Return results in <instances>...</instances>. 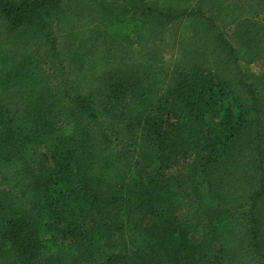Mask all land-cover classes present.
Returning a JSON list of instances; mask_svg holds the SVG:
<instances>
[{
    "label": "trees",
    "instance_id": "16d2710c",
    "mask_svg": "<svg viewBox=\"0 0 264 264\" xmlns=\"http://www.w3.org/2000/svg\"><path fill=\"white\" fill-rule=\"evenodd\" d=\"M0 35V264H264V0H0Z\"/></svg>",
    "mask_w": 264,
    "mask_h": 264
},
{
    "label": "rangeland",
    "instance_id": "374dc122",
    "mask_svg": "<svg viewBox=\"0 0 264 264\" xmlns=\"http://www.w3.org/2000/svg\"><path fill=\"white\" fill-rule=\"evenodd\" d=\"M232 1V0H229ZM4 36L0 35V39H4ZM3 42H6V44H4L3 46L6 47L9 50H13L15 51L17 54L21 55L23 54V51H25V45L23 43V41L21 40V37L17 38H13V40L10 39H5ZM158 46V45H157ZM163 47H159L157 49H162ZM172 52L168 51L165 52V58L167 60V64L168 66L171 65V61H172ZM264 62L259 61L251 66H243L244 70L250 71L251 73L254 74H262L264 72Z\"/></svg>",
    "mask_w": 264,
    "mask_h": 264
}]
</instances>
